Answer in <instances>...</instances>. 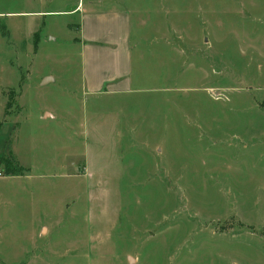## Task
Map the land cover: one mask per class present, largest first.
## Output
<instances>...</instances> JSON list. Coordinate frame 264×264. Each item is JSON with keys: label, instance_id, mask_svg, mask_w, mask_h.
Returning a JSON list of instances; mask_svg holds the SVG:
<instances>
[{"label": "rangeland", "instance_id": "1", "mask_svg": "<svg viewBox=\"0 0 264 264\" xmlns=\"http://www.w3.org/2000/svg\"><path fill=\"white\" fill-rule=\"evenodd\" d=\"M124 1L143 92L110 97L84 86L78 16L51 13L91 1L0 0V156L31 173L0 159V264H264V134L236 130L264 125V0ZM96 155L115 167L73 170Z\"/></svg>", "mask_w": 264, "mask_h": 264}, {"label": "crops", "instance_id": "2", "mask_svg": "<svg viewBox=\"0 0 264 264\" xmlns=\"http://www.w3.org/2000/svg\"><path fill=\"white\" fill-rule=\"evenodd\" d=\"M91 1L88 5L82 4L79 2V5L76 6L71 11H52L53 14H64L67 13L70 16H78L79 24L77 25L78 34H80L79 38H75V44L80 46L81 56H82V65H83V80L84 86L89 94L94 96H110L118 94H126L134 93V92H143L139 91V89H134L132 87L133 79V22L135 18H133V12L125 5L124 0H110L112 3H117L119 6L110 7V9L100 8L98 7L100 2L103 0H89ZM46 13H41V15H45ZM161 28V27H160ZM33 36H37L39 38L40 31H36L33 33ZM162 38V37H161ZM164 43L166 42L167 36H164ZM167 44V42H166ZM255 111V112H259ZM254 113V112H251ZM109 117V116H108ZM56 119V115L52 112L45 111L43 116V120L46 119ZM111 118V117H109ZM113 120H116V116L113 119H107V121L100 123L108 126H113ZM259 124H262V121L258 120ZM255 123V124H258ZM99 124V125H100ZM236 125V123H234ZM102 126V125H101ZM222 128H208L210 132H217L223 130ZM254 129L251 131L252 133H262L264 134V125H253L251 127H244V128H236V130L248 131L245 134H250L249 130ZM236 130H234L236 132ZM226 131V130H225ZM115 132V131H113ZM230 132V131H229ZM120 133V132H119ZM226 133V132H225ZM237 133V132H236ZM236 133H233L236 135ZM110 135V133H108ZM98 139H100L103 143H109L107 138L98 132L97 134ZM109 137V136H107ZM111 137V136H110ZM145 137L144 139H147ZM158 147L156 153H153L150 149L147 150V153L151 155L156 154V161L157 163L162 160L164 156L163 150L160 145H156ZM262 151V150H260ZM240 152H244L240 151ZM263 152V151H262ZM255 161H257L261 156ZM97 156V155H96ZM256 158V157H255ZM21 166V163H19ZM113 166V167H112ZM246 166V165H245ZM260 169L256 170L254 173L255 181L264 183V161L259 160ZM26 168L22 166V168ZM73 170L78 172L80 168L81 171L89 170V171H100V169H113L115 165L113 161L107 162L103 159V157H96L92 158L87 156L85 161L80 165L74 167L72 163ZM243 169L242 167H240ZM27 169V174H23L21 176H8V177H20L23 178L24 176H29L31 173L29 172V168ZM163 169L164 166H163ZM239 170L237 167L236 172ZM65 172L63 178L67 180L66 188L69 193L70 188L73 187L74 195L80 194L81 187L85 189V182L81 179V176L73 171ZM94 173V172H93ZM57 176V171H49L48 174L45 175L46 179H54ZM70 179V180H69ZM264 194L260 190L253 193L250 197H256L262 199L263 203V196ZM261 228H264V221Z\"/></svg>", "mask_w": 264, "mask_h": 264}, {"label": "trees", "instance_id": "3", "mask_svg": "<svg viewBox=\"0 0 264 264\" xmlns=\"http://www.w3.org/2000/svg\"><path fill=\"white\" fill-rule=\"evenodd\" d=\"M10 146V145H9ZM0 159L2 160H6V165H7V170H6V174L7 176L9 175H13V176H21L23 175L25 172L24 170V167L22 168L20 166V164L18 163V161L16 160V158H14L13 155H6V154H3L2 156H0Z\"/></svg>", "mask_w": 264, "mask_h": 264}, {"label": "built area", "instance_id": "4", "mask_svg": "<svg viewBox=\"0 0 264 264\" xmlns=\"http://www.w3.org/2000/svg\"><path fill=\"white\" fill-rule=\"evenodd\" d=\"M1 175V174H0Z\"/></svg>", "mask_w": 264, "mask_h": 264}]
</instances>
